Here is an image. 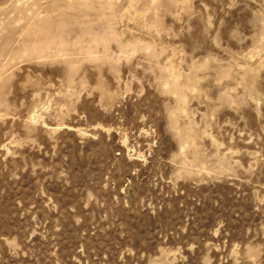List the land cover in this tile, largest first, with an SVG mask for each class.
Listing matches in <instances>:
<instances>
[{
    "label": "rangeland",
    "instance_id": "obj_1",
    "mask_svg": "<svg viewBox=\"0 0 264 264\" xmlns=\"http://www.w3.org/2000/svg\"><path fill=\"white\" fill-rule=\"evenodd\" d=\"M0 264H264V0H0Z\"/></svg>",
    "mask_w": 264,
    "mask_h": 264
}]
</instances>
